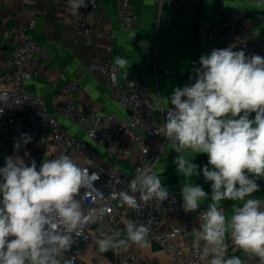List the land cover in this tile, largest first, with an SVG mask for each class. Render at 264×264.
Segmentation results:
<instances>
[{
    "label": "clouds",
    "instance_id": "obj_1",
    "mask_svg": "<svg viewBox=\"0 0 264 264\" xmlns=\"http://www.w3.org/2000/svg\"><path fill=\"white\" fill-rule=\"evenodd\" d=\"M257 2L264 5V0ZM92 3L68 0V7L78 15L80 8ZM127 65V59L114 57V72H127ZM199 65L189 76L194 84L173 89L170 110L158 130L179 154L173 163L185 178L182 208L194 212L209 199L202 186L192 183V177L202 172L212 191L210 203L200 212L199 228L193 229L200 260L246 264L239 255L227 256L230 240L234 249L264 264V199L250 198L259 190L257 180L264 178V57H248L229 46L202 55ZM30 142L31 137L22 133L15 141V153ZM186 152L207 154L208 164L200 168ZM25 157L30 153L8 156L0 167V264H75V258H64V253L86 225L101 219L95 209H84L80 191L91 189L102 195L93 186L98 175H90L87 167L66 154L44 159L38 170L35 159L26 163ZM130 193H138L139 201ZM169 195L160 176L145 167L129 182L128 191L113 193L112 198L138 211ZM224 200L236 202L230 214L221 207ZM150 223L128 221L126 238L102 234L99 250L148 247Z\"/></svg>",
    "mask_w": 264,
    "mask_h": 264
},
{
    "label": "built area",
    "instance_id": "obj_2",
    "mask_svg": "<svg viewBox=\"0 0 264 264\" xmlns=\"http://www.w3.org/2000/svg\"><path fill=\"white\" fill-rule=\"evenodd\" d=\"M11 0H0L6 5ZM257 2V0H255ZM33 3V0H22ZM160 9L173 8L181 16L187 17L192 7L190 0H155ZM66 12L71 18L72 29L78 38H89L99 35L97 26L105 19L100 14V0H94L87 8H80L78 15H73L65 2ZM22 19L26 14H21ZM118 22L123 30L135 29L140 17L134 11L131 0H124L118 11ZM249 21L241 12L232 15L220 14L215 21L204 23L199 35L203 39L220 38L222 47H233L234 51L243 50L246 56L264 57V32L253 34ZM37 27V21L29 18L28 26L18 25L14 31L15 44L8 50L0 46V161L5 165V158L15 153L14 144L21 134L30 131H44V151L47 159L60 154H78L75 161L81 167H87L89 174L95 172L98 179L93 186L102 195L91 189H81L82 205L87 211L95 209L101 219L84 227L80 237H74L70 250L64 258H75V264H82L78 257L76 242L82 244L97 242L102 234L121 235V223L125 219L137 224H148L151 221L149 241L156 243L167 257L166 263L153 262L143 252H132L122 258L118 264H207L200 260L199 250L194 243L193 229L201 223L199 207L194 212H185L182 208V197L169 190V198L163 202L149 201L136 211L122 205L119 199H113V193L129 190V182L145 167L152 168L157 174L160 157L166 150V137L158 134L163 127L165 114L170 107H158L153 98L152 89L144 80L134 78L125 70L114 72L113 60L93 57L86 66L89 73L101 74L111 89L112 97L120 105L123 114L112 112L101 116L87 112L76 105L73 93L83 91L77 79L69 80L55 95L49 105L46 99L28 90V83L35 75L34 63L48 56V50L31 37V31ZM113 39V35L109 36ZM109 51L112 48H108ZM191 83L190 85L194 84ZM189 85V86H190ZM185 99V98H182ZM61 119H65L80 127L85 136L99 145L106 152L104 160L98 162L97 152L89 149L79 137L70 134L63 128ZM21 147L19 154L24 157ZM147 149V152H145ZM163 149V150H162ZM34 158L37 170L40 165L34 156L25 157L26 163ZM125 159L129 163L128 170L115 163ZM135 195L139 201L138 193ZM264 199V198H259ZM188 217L186 224H174L170 219ZM238 254L246 264H259V259L247 256L239 249H234L229 240L227 256Z\"/></svg>",
    "mask_w": 264,
    "mask_h": 264
},
{
    "label": "crops",
    "instance_id": "obj_3",
    "mask_svg": "<svg viewBox=\"0 0 264 264\" xmlns=\"http://www.w3.org/2000/svg\"><path fill=\"white\" fill-rule=\"evenodd\" d=\"M25 4L22 0H11L6 5H0V46L8 50L16 42L13 31L18 25L28 26L29 18L37 21V27L31 31V37L45 46L48 56L34 63L35 75L28 83V90L46 99L50 105L56 93L69 80L77 79L83 91L73 93L76 105L87 112L101 116L112 112L124 113L118 102L112 97L111 89L103 76L89 73L87 64L95 57L110 58L120 56L128 60L127 71L136 79L144 80L152 89L154 102L158 107H169L173 89L190 85L193 69L200 67L202 55L210 54L213 49L222 47V40L203 39L199 30L204 23L215 21L220 14L232 15L234 12L243 13L249 21L253 34L264 32V5L255 0H190L192 7L187 17L181 16L170 7L160 9L155 0H131L134 11L139 15L138 26L133 30H123L118 22L119 7L124 0H100L99 11L105 19L97 26L99 35L89 38H78L72 29L70 16L66 12V0H33ZM26 14L22 19L21 14ZM113 35V39H110ZM108 48H112L111 51ZM3 57L0 56V62ZM255 113L250 115L254 119ZM64 129L84 141L86 146L97 152L98 162H108L105 149L89 140L82 129L71 122L61 119ZM78 127V128H77ZM82 133V134H81ZM31 142L23 145L22 153L27 151L34 156L39 164L47 156L44 151V131L27 133ZM21 153V151H20ZM75 153V152H74ZM19 154V153H17ZM77 156L78 154L75 153ZM179 154L166 146L157 165V174L162 185L181 196V188L185 178L177 172L173 160ZM200 168L208 164L205 153H184ZM71 157V155H70ZM79 160V157L75 160ZM74 161V162H75ZM116 165L128 170L129 163L121 159ZM211 168V165H208ZM0 167H4L0 161ZM192 183L202 186L209 199L204 200L201 207L207 208L210 203L211 182H205L202 172L192 177ZM259 190L252 193L250 198H264V178L258 179ZM231 200L221 202L226 214L232 211ZM188 217L170 219L174 224H186ZM129 219L121 223V235L126 238L124 231ZM78 257L82 264H118L120 260L132 252H143L153 262L166 263L167 257L156 243H150L146 248L132 245L127 250H109L101 252L97 242L82 244L76 242ZM238 255V254H232Z\"/></svg>",
    "mask_w": 264,
    "mask_h": 264
},
{
    "label": "rangeland",
    "instance_id": "obj_4",
    "mask_svg": "<svg viewBox=\"0 0 264 264\" xmlns=\"http://www.w3.org/2000/svg\"><path fill=\"white\" fill-rule=\"evenodd\" d=\"M78 128V127H77ZM83 133V132H82ZM81 133V134H82ZM71 158L75 161L77 158H78V156L74 153V152H72L71 154Z\"/></svg>",
    "mask_w": 264,
    "mask_h": 264
}]
</instances>
